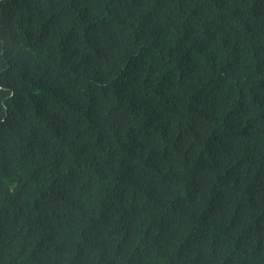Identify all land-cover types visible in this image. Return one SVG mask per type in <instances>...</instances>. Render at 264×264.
<instances>
[{"label": "trees", "instance_id": "obj_1", "mask_svg": "<svg viewBox=\"0 0 264 264\" xmlns=\"http://www.w3.org/2000/svg\"><path fill=\"white\" fill-rule=\"evenodd\" d=\"M0 264H264V0H0Z\"/></svg>", "mask_w": 264, "mask_h": 264}]
</instances>
